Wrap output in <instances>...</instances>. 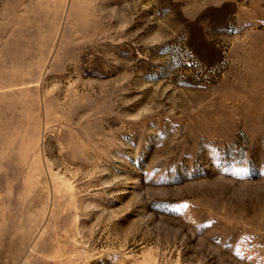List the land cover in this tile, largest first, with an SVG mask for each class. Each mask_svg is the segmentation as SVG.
<instances>
[{
    "label": "rangeland",
    "instance_id": "1",
    "mask_svg": "<svg viewBox=\"0 0 264 264\" xmlns=\"http://www.w3.org/2000/svg\"><path fill=\"white\" fill-rule=\"evenodd\" d=\"M0 264H264V0H0Z\"/></svg>",
    "mask_w": 264,
    "mask_h": 264
}]
</instances>
